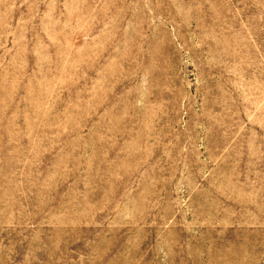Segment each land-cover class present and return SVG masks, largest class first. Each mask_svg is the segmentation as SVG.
Here are the masks:
<instances>
[{
	"label": "rangeland",
	"instance_id": "obj_1",
	"mask_svg": "<svg viewBox=\"0 0 264 264\" xmlns=\"http://www.w3.org/2000/svg\"><path fill=\"white\" fill-rule=\"evenodd\" d=\"M0 264H264V0H0Z\"/></svg>",
	"mask_w": 264,
	"mask_h": 264
}]
</instances>
